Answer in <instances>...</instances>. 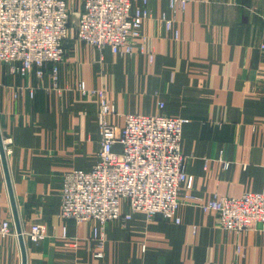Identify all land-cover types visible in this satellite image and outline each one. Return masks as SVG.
I'll return each instance as SVG.
<instances>
[{"label":"crops","instance_id":"0c3cea01","mask_svg":"<svg viewBox=\"0 0 264 264\" xmlns=\"http://www.w3.org/2000/svg\"><path fill=\"white\" fill-rule=\"evenodd\" d=\"M132 7L146 9L147 18L134 53L121 56L78 42L80 3L70 6L56 89L48 71L21 76L0 63V133L21 229L46 230L38 244L25 240L26 264H264L262 225L221 230L216 215L195 204L179 205V224L143 213L108 223L102 258L90 241L96 222L60 218L61 177L90 169L100 148L97 101L76 93L81 81L104 90L112 125L122 126L126 114L188 120L181 151L191 190L182 185L181 193L206 203L215 194L264 191V0H187L183 10L167 0H133ZM121 211L128 213L126 203ZM1 221L13 226L0 160ZM0 264H21L16 235L0 240Z\"/></svg>","mask_w":264,"mask_h":264},{"label":"built area","instance_id":"2783aa9c","mask_svg":"<svg viewBox=\"0 0 264 264\" xmlns=\"http://www.w3.org/2000/svg\"><path fill=\"white\" fill-rule=\"evenodd\" d=\"M76 0H0V63L11 74L24 76L46 71L53 89L64 61L69 35L70 6ZM80 10L75 25L76 40L98 51L109 49L114 55L131 56L133 43L141 38L146 9H133V0H78ZM147 0H142L145 4ZM170 9H184L187 0H167ZM141 52V51H140ZM150 60L152 55H149ZM34 91L19 87L18 93ZM80 97L97 101L96 122L100 148L88 170L75 169L61 177L60 218L76 225L96 222L91 234L94 257L102 258L105 245L103 230L117 219L128 221L133 213L146 219L155 216L174 219L182 203L197 205L203 213L216 215L221 230L242 233L256 225L264 227V191L244 193L239 197L213 195L206 203L189 193L186 159L181 151L183 126L187 119L154 115L123 116L122 126L112 125L113 105L101 88H88L77 82ZM163 109V104L159 103ZM126 203L128 213L121 211ZM43 225L32 224L24 240L40 243L46 236ZM16 235L9 221L0 222V240ZM62 238L67 239L66 228ZM144 250V247H142Z\"/></svg>","mask_w":264,"mask_h":264},{"label":"water","instance_id":"95a60500","mask_svg":"<svg viewBox=\"0 0 264 264\" xmlns=\"http://www.w3.org/2000/svg\"><path fill=\"white\" fill-rule=\"evenodd\" d=\"M0 160H1V165L3 168L4 179H5L9 201H10L13 227H14V231H15V234L18 240L19 248H20L21 264H26L27 259H26L25 240L23 237V231L21 229V225H20V221H19V217L17 213V208H16V203H15V198H14L12 187H11V181H10L9 172L7 168V160H6L5 149H4L1 133H0Z\"/></svg>","mask_w":264,"mask_h":264},{"label":"rangeland","instance_id":"374dc122","mask_svg":"<svg viewBox=\"0 0 264 264\" xmlns=\"http://www.w3.org/2000/svg\"><path fill=\"white\" fill-rule=\"evenodd\" d=\"M69 18H70V15H69ZM70 20V19H69Z\"/></svg>","mask_w":264,"mask_h":264}]
</instances>
